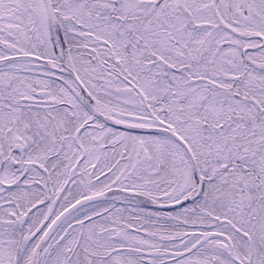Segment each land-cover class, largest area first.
I'll use <instances>...</instances> for the list:
<instances>
[{
  "label": "snow or ice",
  "instance_id": "snow-or-ice-1",
  "mask_svg": "<svg viewBox=\"0 0 264 264\" xmlns=\"http://www.w3.org/2000/svg\"><path fill=\"white\" fill-rule=\"evenodd\" d=\"M0 264H264V0H0Z\"/></svg>",
  "mask_w": 264,
  "mask_h": 264
}]
</instances>
